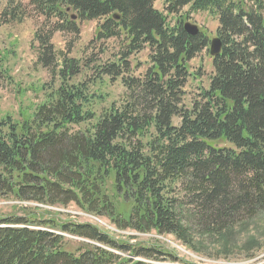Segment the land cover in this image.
I'll use <instances>...</instances> for the list:
<instances>
[{"label":"trees","instance_id":"1","mask_svg":"<svg viewBox=\"0 0 264 264\" xmlns=\"http://www.w3.org/2000/svg\"><path fill=\"white\" fill-rule=\"evenodd\" d=\"M156 2L8 0L1 24L28 12L43 17L35 36L39 64L60 85L22 122L0 120V199L47 209L74 204L119 229L174 235L190 245L187 215L207 235L223 237L264 210V0H165L163 11ZM197 12L218 18L223 46L212 58L209 87L186 108L184 88L196 75L190 63L210 52L207 32L185 29ZM93 20L103 21L100 40H125L121 58L99 73L121 78L127 97L74 132L95 119L87 109L94 98L86 82H73L80 62L56 51L52 37L79 35L80 22ZM146 47L150 66L135 77L130 57ZM1 60L0 52V79ZM55 230L100 246L72 251ZM166 255L119 242L89 223L0 218V264H158Z\"/></svg>","mask_w":264,"mask_h":264},{"label":"rangeland","instance_id":"2","mask_svg":"<svg viewBox=\"0 0 264 264\" xmlns=\"http://www.w3.org/2000/svg\"><path fill=\"white\" fill-rule=\"evenodd\" d=\"M14 2L15 5L21 2L23 6H28L31 0H14ZM7 3L8 0H0V17ZM164 4L165 0H157L155 8L163 11ZM186 11L187 9L184 10ZM169 21L172 25L176 23L173 17H170ZM101 22L103 21H81L79 35L55 33L52 37L56 51L80 62L81 74L73 82H86L89 93L94 98L87 109L94 112L95 119L75 125L74 132L85 131L92 127L113 104L120 107L127 97V89L121 78L114 80L99 73L102 66L117 62L125 49L123 37L108 40L97 38V29ZM186 22L195 24L200 30L207 32L210 45L212 40L218 37V18L207 12L192 13ZM43 23V17L30 15L29 12L21 21L10 24L0 23L3 71V77L0 79V120L9 116L13 122H22L25 116L31 115L46 99V93L51 88L56 89L60 85V78L54 77L49 70L39 64V43L35 36L41 30ZM149 54L150 50L146 47L130 57L131 74L135 77H145L150 66ZM64 55L61 57L63 58ZM212 58L210 52L204 50L190 63V72L196 75L188 79L184 88L183 105L186 108H192L193 102L199 98L201 88L209 87V79L214 70ZM180 122L179 119L174 120L176 125ZM39 207L12 197L1 198L0 218L16 216L32 218L35 221L50 218L60 222L89 223L119 242L144 246L168 254L165 256L166 260L163 263L157 262L158 264H264V210L252 218L246 216L245 219L238 221L232 229L221 234L223 237L207 235L199 229L191 215H187L186 226H190L189 233L194 238L190 245L174 235L119 229L109 219L86 213L74 204L50 209ZM128 209L130 206H125V210ZM55 231L62 233L60 230ZM65 236L66 248L72 251L83 248L84 244L100 246L99 243L83 238L69 234ZM138 260L156 263L154 260L143 258Z\"/></svg>","mask_w":264,"mask_h":264},{"label":"water","instance_id":"3","mask_svg":"<svg viewBox=\"0 0 264 264\" xmlns=\"http://www.w3.org/2000/svg\"><path fill=\"white\" fill-rule=\"evenodd\" d=\"M185 29L187 32L191 35H196L200 32V29L197 25L192 24L190 22H187L185 24ZM222 41L219 37L215 38L212 40L211 45H210V54L212 57H217L221 54L222 52Z\"/></svg>","mask_w":264,"mask_h":264}]
</instances>
